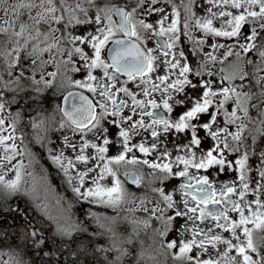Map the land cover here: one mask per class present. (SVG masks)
<instances>
[{"label":"snow or ice","instance_id":"1","mask_svg":"<svg viewBox=\"0 0 264 264\" xmlns=\"http://www.w3.org/2000/svg\"><path fill=\"white\" fill-rule=\"evenodd\" d=\"M201 32L204 37H224L225 42L209 41L208 51L205 38L197 39ZM117 33L123 38H116ZM153 36L166 39L158 40L155 49L142 47ZM185 38L191 51L187 45L179 48ZM231 38L235 40L229 42ZM110 40L113 47L106 61L101 51ZM233 56L235 61L228 63ZM191 64H196L195 70ZM97 69L102 76L93 74ZM118 74L127 80L119 81ZM129 81L145 99H137ZM72 87L86 89L93 99L66 91ZM54 99L53 115H45ZM161 107L168 117L148 110ZM129 108L133 115H121ZM22 115L29 119L17 135ZM145 116L152 118L150 123H145ZM140 130L150 131L151 147L144 142L129 146ZM173 130L174 143L188 154L176 156L174 163L183 164L182 171H173V162L148 158ZM29 137L39 149V159L27 146L21 147ZM209 137L215 145L203 152ZM193 146L202 152L198 162ZM134 149L145 158H127ZM26 155L27 167L40 161L47 165H40L46 189L52 190L51 180L60 177L73 197L88 205L84 226L57 222L49 234V229L33 224V204L24 200L30 193L21 190L24 175H32L24 171ZM168 155L161 151L155 161ZM212 166H218L217 175L237 172L238 183L226 182L216 189L208 175L189 174V167ZM11 173L14 178L8 179ZM173 175L186 178L176 200L167 185L153 187ZM141 191L142 197L135 195ZM208 204L213 206L210 211ZM93 205L117 215H98L90 210ZM34 207L45 211L39 204ZM262 210L264 0H0V264H264ZM121 211L148 214L143 221H131L144 229L160 222L161 228H153L154 243L148 250L143 242L137 249L131 234L123 237L106 227L115 224ZM87 217L104 231L89 232ZM209 218L206 227L195 223ZM18 221L23 225L19 232L14 231ZM188 232L191 239L186 238ZM106 233L111 235L103 242L100 238ZM218 245L223 250L213 259Z\"/></svg>","mask_w":264,"mask_h":264},{"label":"flooded vegetation","instance_id":"2","mask_svg":"<svg viewBox=\"0 0 264 264\" xmlns=\"http://www.w3.org/2000/svg\"><path fill=\"white\" fill-rule=\"evenodd\" d=\"M117 2H119V0H117ZM101 7H103V5H101ZM128 10H130V9H128ZM169 12H170V8H169ZM181 12H182V9H181ZM113 19L118 21L119 18L114 16ZM214 26L215 27H219L220 26V22L219 21H214ZM193 35L196 36V33L193 32ZM201 37H204V34L202 32L200 33L199 36H197V39H199ZM116 38H121L122 39L123 38V34L122 33H117L116 34ZM204 38L206 40V47H207L208 51H212V49L208 46V42L209 41L216 42V43H224L225 39H226L224 37H215V38H213L211 36L204 37ZM134 39L135 38H133V40ZM160 39H166V37L158 38V37L153 36L150 41L145 40L144 45H142V47H144L145 49H146V47H151V48L155 49L156 48V44H157L158 40H160ZM234 40H235V38H231V40L229 42H232ZM185 45H187L188 50L191 51L192 44L186 38L184 39V43L179 45V48H183ZM112 47H113V42L110 40L104 46V48L101 51V57L103 59H105L106 61L108 60V50L110 48H112ZM153 54L154 55H159V52H154ZM244 55H245L244 53H241V57L242 58H243ZM201 56H202V54H201ZM235 59H236L235 56L229 58L228 63H232L233 61H235ZM197 62L199 63V60ZM191 67L195 70L196 64H191ZM51 70H55V69H51ZM93 74L94 75H98V76H102L103 75L102 71L99 70V69L94 70ZM68 75L72 76L74 79H82V77L80 75H78V74H73V73L69 72ZM203 78L204 79H211V77H207V76H205ZM118 79H119V81H124V80H127V76H125L123 74H118ZM59 83H60V79L58 78L57 79V84L59 85ZM129 84L131 85V90L136 91L137 99H145L142 96V94H140V89L138 87H136L135 84H132L131 81H129ZM41 87H42V85H41ZM72 90L77 91V92H83L84 95L89 97V99H93V95L91 93H89L86 89H80L78 87H72V88L66 89V91H72ZM52 91H56V89H53ZM66 91H65V94H66ZM32 94L35 95L34 92ZM45 94H49L50 95L51 92H48V93H45ZM118 96L120 98L127 99L129 104H131L130 99L127 98V97H124L122 93H119ZM155 96L159 97V93H156ZM62 102H63V99H62V96H61L59 98V103L61 104V106H62ZM158 102H159V100H158ZM56 103H57V100L54 99L53 102H52V107L48 108V110L45 113V115H48V116H52L53 115V109L55 108ZM225 107L228 108L227 105ZM148 110L161 113L165 117H168L170 115L169 113L164 111L162 107L160 109H151V108H149ZM213 110H215V109H213ZM229 110H230V108H229ZM12 111L14 113L15 109H13ZM29 111H31V110H29ZM138 113H139V109H137V114L134 115V119L138 120V119L141 118ZM125 114L126 115H133V113L131 112L130 108L129 109H125L124 112L121 115H125ZM4 115L7 116L8 114L5 113ZM31 115H32V117H36L37 119H39L38 113L36 111H32ZM59 118H60L59 114H56V117H55L56 121H59ZM28 119H29V117L22 115L20 123L17 125V127H18L17 135H19V131H23L24 130L23 125L27 122ZM151 119H152L151 117H147V116L144 117L145 123H150ZM220 119L223 120V116H221ZM53 126L55 127V125H53ZM230 130L235 131V126H230ZM28 131L30 132L31 130L29 129ZM140 132H141V134L139 136H132V139L129 142V146H131L133 143L139 144L141 142H144L146 147H151V142L154 140V138L151 137L150 131L140 130ZM163 135L164 134H162V136ZM176 135L177 134L173 130L171 135L166 137L165 139H163L161 141V143L158 145V149L154 152L153 155H150L148 158L154 160V162H157V163L173 162V171H182L183 168H184V165L183 164L174 163L175 159H176V156L180 155V156H186L187 157L188 154L186 153V150L182 146L177 145V144L174 143V139H175ZM179 135L183 136L184 134H179ZM30 139H31V137H29V139H25L24 140V144L21 145V147L27 146L34 153H37V159H39V154H38L39 153V149H38V147L34 148L32 146V144L30 143ZM110 139H111V137H110ZM208 140H209V143H208V145L206 147L203 148V152H206L207 150H209L211 147H213L215 145V142L211 141L210 137L208 138ZM184 142L187 143V140H185ZM17 143H19V141H17ZM164 150H166L169 153V155L167 157H163L159 161H155V156L160 155L161 151H164ZM192 151L195 152L196 161L198 162L200 157H201V155H202V152L201 151H197L196 150V146L192 147ZM110 154H116V153L113 150L110 149ZM132 155H136L138 159H144L145 158L144 154L140 153L138 151V149H134L133 153L127 154V158H131ZM229 157L231 159H233V160L235 159V157L232 156L231 153H229ZM17 159H20V158L17 157ZM28 161H29V157L26 155L23 158V161H22V163L26 166L25 169L28 170L30 173H32V175L34 176L33 178H37L39 180V183H40L41 187L44 190L52 192V191L46 189L45 183L43 182V179H42V176H41L42 174H41L40 169H39L40 165L44 164V162L40 161V164H33L31 167H27ZM252 162H255V161H252ZM44 167H46L45 164H44ZM217 168H218V166H212L211 169H195V168L189 167V174L193 175V176H196V177L203 176V175H208L210 181L213 184V187L216 188V189H219L220 186L222 184L226 183V182L227 183H231L232 181L235 180L238 183V175L239 174L237 172L229 171L227 174L221 173V174L217 175V171H216ZM142 170L145 171V172L149 171L147 166H142ZM97 171H99V169H97ZM248 175L252 176L254 174L253 173H248ZM185 180H186V178H184V177H177V176L173 175V176H171L169 178L168 181H165L164 184H153V187H156V186L164 187L165 185H167V191L172 192L173 193V199L176 200L180 196V193L177 191V189L179 188V185L181 183L185 182ZM193 183H194V181H193ZM51 185H52V188L55 190V192L59 193L60 196H62L63 199H65V198L68 199L69 196L72 197L71 198L72 199L71 200V205L72 206L70 207V209L73 212H71V213L72 214L75 213V215L78 216L79 222L76 225L77 226H84V224H83V221L85 219L84 212L88 210V205L84 204L83 201H77V199L74 198L72 193L70 192L69 186L66 183H64L63 180L60 177H56L54 180H51ZM28 187L29 186L23 187L21 190L22 191L25 190V189L28 190ZM254 187H255V184L252 183L250 185V188H254ZM133 188H135V186H133ZM192 191L195 192L194 189ZM52 193H54V192H52ZM195 194L196 195H200L199 193H195ZM135 195L138 196V197H142L144 195V191L136 192ZM148 196H149V199L152 198V194L151 193H149ZM50 197L52 198V196H50ZM233 198H236V197H233ZM249 198H252L251 195H250ZM37 199L40 200V197L39 196H33V194H30V196L24 197V200H29L33 204V207L31 208V211H34L36 213L35 215H38L39 212L43 213V212H41L39 210H36L35 207H34L35 204H38ZM189 204H190V206H194V204H195V202L192 201L190 197H189ZM82 205H83V209H82ZM127 207H129V205H125V208H127ZM212 208H213V206L211 204H208L206 206V211H210V210H212ZM79 210H81V211H79ZM90 210L92 212H94V211H104V210H109V212H112V213L115 212L114 210H112L110 208L106 209L105 207L100 206V205H93V206H91ZM136 212L143 213L142 211H136ZM119 214H128V212L127 211H121ZM143 214H145L146 216L148 215L146 213H143ZM198 214L199 213H197V215ZM246 214H247V211H246ZM230 215L235 217L236 219H239V216H238L237 213H230ZM87 220H88L87 227L89 228V232H92L93 230H95V228L92 227L91 218L87 217ZM209 222H210V218L208 220L203 221V222L197 220L195 223L197 224V226L206 227L209 224ZM156 223L158 225H161L160 222H158V221ZM33 224L38 226L37 223H33ZM124 224H125V222H124ZM188 226H189V228H191V226H192V222L191 221L188 222ZM249 226H253V225H249ZM160 228H161V226H160ZM150 231H151L150 234L153 236L152 230H150ZM215 231L216 230H214V232ZM217 234H219V233H217ZM149 237H150V235H149ZM170 238L171 237H169L168 239H170ZM186 238L187 239H191V232L186 233ZM100 239L103 242H106L105 237H102ZM208 247H211V246L208 245ZM221 249H222V245H218L216 249L212 250V253H213L212 254V258L213 259H217L218 258L217 253L219 251H221ZM204 258L207 259L208 256H205Z\"/></svg>","mask_w":264,"mask_h":264},{"label":"rangeland","instance_id":"3","mask_svg":"<svg viewBox=\"0 0 264 264\" xmlns=\"http://www.w3.org/2000/svg\"><path fill=\"white\" fill-rule=\"evenodd\" d=\"M58 122V121H57ZM253 164H255L256 162H252ZM45 166L47 167V165L45 164ZM40 172H41V176L43 177L44 173L41 170V166H40ZM25 172H29L28 170L24 169ZM34 176L31 175H24L23 180H22V188L29 186L28 187V191L30 194H33V196H39L40 200L37 199L38 204L41 205L43 208H45V212H46V216H50L54 219H51L50 223H51V230L52 232L55 231L56 228V223L59 222L61 225L64 224H70V225H76L79 220H78V216L74 214H72L71 212H73L70 207L71 205V198L69 196L68 199L62 198V196H60L59 193L55 192V190L52 188V192L46 191L44 190L40 183L39 180L37 178H33ZM8 179H12L14 178V173L8 174L7 175ZM44 182V181H43ZM104 183H107V179L104 181ZM252 183L250 182V185ZM71 192V191H70ZM52 196V198L50 197ZM255 207V206H253ZM264 211V210H262ZM96 212L98 215H104V216H116L117 214L115 212H109V210H104V211H94ZM35 217L37 218L38 221L43 223V217L42 215H35ZM125 217H127V219H125ZM91 218V217H90ZM147 216L143 213H139V212H135V213H130L128 212V214H119V219L115 222V224L112 225H106L107 226H111L116 232H118L120 235H122L123 237H128L130 234L133 236L134 238V242L136 243L137 249L140 248V242L146 243V245H152L154 243L153 239H152V235L150 234L152 230L153 232V228H157L159 229L161 225H158L157 223L152 224L150 222V226L148 229H144L142 224H133L131 223V221L136 220V221H143L144 219H146ZM92 222V221H91ZM125 222V224H124ZM47 223V221H46ZM53 224V225H52ZM252 225V224H249ZM248 227H253V226H249ZM120 229V230H119ZM111 234V233H110ZM150 237H149V235ZM241 236H242V232H241ZM243 238V237H242ZM164 239H168V238H164ZM223 245H222V249L223 250ZM231 255H235L236 253L234 251H232L230 253ZM4 259H7V256L3 257Z\"/></svg>","mask_w":264,"mask_h":264},{"label":"trees","instance_id":"4","mask_svg":"<svg viewBox=\"0 0 264 264\" xmlns=\"http://www.w3.org/2000/svg\"><path fill=\"white\" fill-rule=\"evenodd\" d=\"M21 204H22V206H24V205H23V202H21ZM79 211H81V210H79ZM32 212H33V213H32ZM35 214H36V213H35L34 211H31V209H30V211H29V218L32 219V222H33V223H37L38 226H40V227H44V228H46V229L51 230V229L49 228L48 223H46L44 220H43V223L40 222V221H38L37 218L35 217ZM41 223H42V224H41ZM17 225H18V227H17L16 229H14V231H17V232L22 231V230H23V225L20 224L19 221L17 222ZM51 232H52V231H50L49 234H51ZM85 242H86V241H85ZM24 258L27 259V257H24Z\"/></svg>","mask_w":264,"mask_h":264}]
</instances>
